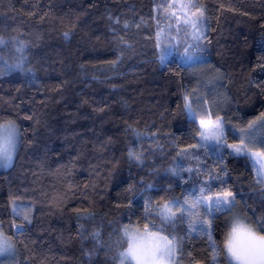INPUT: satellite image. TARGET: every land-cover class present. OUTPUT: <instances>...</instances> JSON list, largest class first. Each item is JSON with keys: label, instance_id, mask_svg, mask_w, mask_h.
Listing matches in <instances>:
<instances>
[{"label": "trees", "instance_id": "1", "mask_svg": "<svg viewBox=\"0 0 264 264\" xmlns=\"http://www.w3.org/2000/svg\"><path fill=\"white\" fill-rule=\"evenodd\" d=\"M189 16L204 22L199 41ZM0 41V126L20 133L13 164L0 170V228L20 264H118L126 226L163 227L158 208L191 204L201 189L213 199L232 191L234 212L264 231L253 161L190 148L200 128L184 109L187 96L222 118L229 141L261 120L264 0H0ZM20 202L30 223L12 215ZM191 211L172 228L176 264H229L228 216ZM202 219L213 220L215 253Z\"/></svg>", "mask_w": 264, "mask_h": 264}, {"label": "snow or ice", "instance_id": "2", "mask_svg": "<svg viewBox=\"0 0 264 264\" xmlns=\"http://www.w3.org/2000/svg\"><path fill=\"white\" fill-rule=\"evenodd\" d=\"M180 7L182 10H185L189 7V5L181 4ZM198 12L199 15H203L202 9H199ZM195 14L196 13H193V15ZM184 22L187 24L190 22V20L185 19ZM191 26L193 29H196L197 27L194 21L191 22ZM192 35L195 41H199L203 38V34L198 30L194 31ZM2 43L3 41H0V44ZM197 47L199 46L197 45ZM191 58V55H189V59ZM161 60L163 61V56L161 57ZM19 66L20 65H17V67ZM184 99V109L187 111L188 115L192 119H195L197 113L194 112L191 104L187 102L188 97L185 96ZM205 115H208L209 118L200 119L199 121L200 140L204 143L198 145H190L189 147L193 149L197 147H207V142H214L216 151H221L226 148L233 149V152L230 154L244 155L249 160L253 161V167L257 168L258 183L264 186V171H262V169H264V162H262L259 167H257L256 162L253 160V157L256 156L264 157V152L254 153L249 151L246 147H244L242 151L243 139L247 138L249 142L252 143V137L248 133H246L245 130L241 129V132L244 133V136L241 138V145L224 144L222 143L223 128L221 125V121L219 120V118H217L216 120L211 119L207 110H205ZM260 119L261 121H264V115H262ZM254 124L255 121L250 123L248 127L252 128ZM261 127H264V123L261 124ZM16 137L17 133L12 125L0 126V143L3 144L4 149L6 151L9 148L15 150L17 143ZM193 155L198 156L199 153H193ZM129 157L136 160L140 159L139 156H136L131 151L129 152ZM10 164L11 156L9 155L7 163L2 165L10 166ZM181 171H183V169H181ZM221 171L226 172L227 169H221ZM170 172L173 175H179V172H177L176 170H170ZM188 172L191 173L192 170L188 169ZM212 178L215 179L217 177L213 175ZM151 187V185L146 186V191ZM204 188H208V185H204ZM200 192V196H198L191 204H189L187 200L179 201L174 199L172 204L176 208L175 211L173 210V207L169 206L168 203H165L160 206L158 208V219L160 221V224L163 225V227H159L155 223H153L152 227L156 230H150L148 223H144L142 228L136 227L129 229L128 227H125L123 231V237L126 238V248L123 252L119 253L121 264H125L126 261L128 262V264H176V255L179 241H177L176 237L172 235V228H174L175 224L178 222V219L180 221H183L187 218V220L190 221L194 215V213L191 211V209L193 208L199 209L201 206H203L206 209V215L212 216L213 219L215 218L216 213H224L226 216H228V220L226 221V223H228L229 219L234 215V208L236 206V199L234 193L232 191L225 190L222 191V193L218 194L215 199H213V197L211 196L205 197L203 189H201ZM184 205H187V209L184 208ZM18 207L19 206H17V208ZM177 212L180 213L179 218L177 217ZM12 215L17 218L24 219L26 222L30 223L28 217L20 215L17 209L13 210ZM149 215L150 208L146 210L144 218L147 219ZM200 224L201 227L199 230L205 233V235L211 242V248L215 253L216 242L213 240L211 232L213 220L202 219L200 221ZM261 228H264V224L261 225ZM166 230L169 231V234L167 235L164 234ZM16 231L17 233H19L23 231V228L17 226ZM251 235L256 241H264V231L257 230L251 233ZM7 244L8 238L5 237L2 232H0V245ZM8 247H10V245H8ZM258 251V248L254 245L253 249L251 250V253L258 254ZM213 258L215 259V256ZM250 264H262V262L259 259H256L250 261Z\"/></svg>", "mask_w": 264, "mask_h": 264}, {"label": "rangeland", "instance_id": "3", "mask_svg": "<svg viewBox=\"0 0 264 264\" xmlns=\"http://www.w3.org/2000/svg\"><path fill=\"white\" fill-rule=\"evenodd\" d=\"M181 4L182 3L180 2V6H181ZM179 12L181 14H185V16H186L185 10H182L181 7H180ZM187 18L188 17H185V19H187ZM185 19H184V21H185ZM189 20H190V23L192 21H194L196 23V26H197L196 29L198 31H200V32L202 30L204 31L203 25H202L204 23L203 21L202 22H199V21L197 22L195 20V18L192 17V16H189ZM192 34H193V30H192ZM191 60H194V58L189 59V61H191ZM184 65L189 66L185 62H184ZM190 67H192V72L194 73V75L197 78H199L200 80H204V79L207 78L206 77V70L204 68H201V66L191 65ZM187 102L189 104H191V100L189 99V97H188ZM195 107L196 106H193L192 108H193L194 112L197 113V115L195 116V119L198 122L200 121V119H208L209 118L208 115H205V110L202 107H200V106H197L196 108ZM219 120L221 121V125H222V128H223L222 143L228 144V145H232V144L241 145V143H242V139L241 138L244 136V133L241 132V129L238 128V129L235 130V133H236V135L239 138L238 141H229L228 139H226L227 132H226V124H225V121H223L222 118H219ZM262 123H264V121H261L260 120L259 122L255 123L252 128H245V129H243V130H245L246 133H248L252 137V141L253 142L250 143L247 138H244L243 139L242 151H243V148L246 147L249 151L254 152V153L264 152V127H261V124ZM8 125H12L15 128V130H16V133H17V137H16V140H17L16 150H17V147H18V144H19V138H20L19 130H17L18 127L14 123H11V122H8V123H6L4 125H1V126H8ZM200 143L202 144L204 142H202L200 140ZM207 143H208L209 148L213 151V149L215 148V143L214 142H207ZM229 149L233 152V149H231V148H229ZM16 150H15V154H16ZM15 154H14V157H15ZM14 157H13V159L11 161L10 166L13 164L12 162L14 160ZM253 160L256 162L257 167H259V165L262 162H264V157L256 156V157H253ZM10 166L0 165V170H7ZM262 171H264V169H262ZM256 174H257V168H256ZM17 206H19V207L17 208ZM169 206L170 207H173V210L174 211L176 210L175 206H173V205H169ZM12 207H13V210L14 209H17V211L19 212L20 215L27 216L28 219L31 218L30 217V214H31L32 209L30 208V206H27V205L23 204L22 202H20V203L13 204ZM126 227H128L129 229H132V228H136L137 226H135V225H132V226L128 225ZM0 232H2L3 235L6 237V235L4 234L3 230H1V228H0ZM8 245H10V247H8ZM228 262H229V264H232V261L229 258H228ZM0 264H20L18 251H16L13 242L11 240H9V239H8V244L7 245H0ZM118 264H121V261H119ZM125 264H128V262L126 261Z\"/></svg>", "mask_w": 264, "mask_h": 264}, {"label": "clouds", "instance_id": "4", "mask_svg": "<svg viewBox=\"0 0 264 264\" xmlns=\"http://www.w3.org/2000/svg\"><path fill=\"white\" fill-rule=\"evenodd\" d=\"M15 150L9 148L6 151L3 144L0 143V165L7 163L9 155L12 161ZM255 231H257L256 228L244 216L239 212H234L222 236L223 252L232 261V264H250V261L256 259L264 264V241L254 239L251 233ZM254 245L259 250L258 254L251 253Z\"/></svg>", "mask_w": 264, "mask_h": 264}]
</instances>
